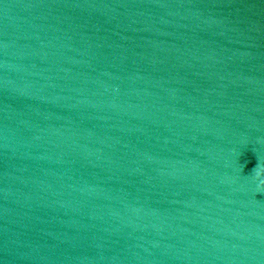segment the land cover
Here are the masks:
<instances>
[{"label": "water", "instance_id": "1", "mask_svg": "<svg viewBox=\"0 0 264 264\" xmlns=\"http://www.w3.org/2000/svg\"><path fill=\"white\" fill-rule=\"evenodd\" d=\"M264 0H0V264H264Z\"/></svg>", "mask_w": 264, "mask_h": 264}, {"label": "clouds", "instance_id": "2", "mask_svg": "<svg viewBox=\"0 0 264 264\" xmlns=\"http://www.w3.org/2000/svg\"><path fill=\"white\" fill-rule=\"evenodd\" d=\"M254 179L259 180V189L264 190V167L254 169Z\"/></svg>", "mask_w": 264, "mask_h": 264}]
</instances>
